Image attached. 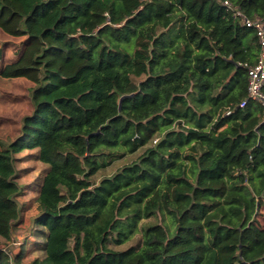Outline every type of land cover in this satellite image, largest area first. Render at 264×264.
<instances>
[{
	"label": "trees",
	"instance_id": "1",
	"mask_svg": "<svg viewBox=\"0 0 264 264\" xmlns=\"http://www.w3.org/2000/svg\"><path fill=\"white\" fill-rule=\"evenodd\" d=\"M229 1L264 18V0ZM0 29L25 39L1 76L33 84L0 142V238L18 234L16 156L49 166L32 219L44 257L24 261L27 237L0 264H264L263 112L240 107L253 30L219 0H0Z\"/></svg>",
	"mask_w": 264,
	"mask_h": 264
},
{
	"label": "rangeland",
	"instance_id": "2",
	"mask_svg": "<svg viewBox=\"0 0 264 264\" xmlns=\"http://www.w3.org/2000/svg\"><path fill=\"white\" fill-rule=\"evenodd\" d=\"M25 40L23 38H10L0 30V67L3 62L14 60L19 57L24 49ZM33 86L25 79L6 80L0 76V142L8 144L19 134L22 118L30 113L28 91ZM142 154L139 151L135 154H127L122 158H113L114 162L106 169L102 170L94 178L100 182L105 177H110L119 168L136 161ZM17 182L22 187V195L19 198L21 206V216L16 222L18 234H12V240L7 242L0 238V251H7L9 254L20 253L21 241L29 237L25 246L24 261L28 262L35 257H44V252L40 248L41 240L36 235V230L40 226L33 224V218L38 214L36 199L38 196L40 182L49 169L38 159V152L25 151L16 156ZM260 225H264V206L260 209L258 216ZM142 240V233L133 236L124 246L115 247L123 250L130 246L139 244Z\"/></svg>",
	"mask_w": 264,
	"mask_h": 264
},
{
	"label": "built area",
	"instance_id": "3",
	"mask_svg": "<svg viewBox=\"0 0 264 264\" xmlns=\"http://www.w3.org/2000/svg\"><path fill=\"white\" fill-rule=\"evenodd\" d=\"M220 4L230 12L232 18L241 27L251 29L257 37L259 54L254 65H242L247 71V98L240 104L244 107L248 101L256 102L260 105L264 119V18L248 17L238 6L233 5L229 0H219ZM227 115L230 112L226 113ZM157 140L154 141V144Z\"/></svg>",
	"mask_w": 264,
	"mask_h": 264
},
{
	"label": "crops",
	"instance_id": "4",
	"mask_svg": "<svg viewBox=\"0 0 264 264\" xmlns=\"http://www.w3.org/2000/svg\"><path fill=\"white\" fill-rule=\"evenodd\" d=\"M1 30V29H0ZM2 31V30H1ZM3 32V31H2ZM6 34V33H5ZM7 35V34H6ZM9 36V35H8ZM10 38H15V37H11V36H9ZM24 39V38H23ZM25 40V39H24ZM0 58H3L2 57V55L0 54ZM18 59V57L17 58H15L14 60H8V61H6V62H3L2 63V65H1V67H0V73H1V69H2V67H4L6 64H9V63H12V62H15L16 60ZM0 76H1V74H0ZM1 78H3L2 76H1ZM3 79H5V78H3ZM19 79H24V78H19ZM6 80H8V79H6ZM11 80H15V79H11ZM26 80V79H25ZM28 81V80H27ZM31 83V82H30Z\"/></svg>",
	"mask_w": 264,
	"mask_h": 264
}]
</instances>
